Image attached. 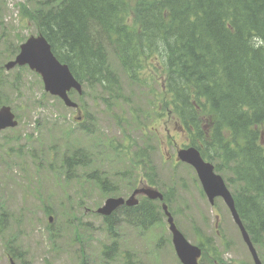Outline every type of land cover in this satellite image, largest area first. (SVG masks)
I'll list each match as a JSON object with an SVG mask.
<instances>
[{"label":"rangeland","instance_id":"374dc122","mask_svg":"<svg viewBox=\"0 0 264 264\" xmlns=\"http://www.w3.org/2000/svg\"><path fill=\"white\" fill-rule=\"evenodd\" d=\"M25 1L0 0V64H6L12 57L7 51L15 47L17 41L36 35L20 12ZM110 58L123 85L121 109L107 110L100 100L92 99L95 91L81 99L74 93L71 99L79 104L80 111L70 109L46 93L41 78L28 68L15 67L0 74V78L7 82L2 90L3 97L9 101L19 121L17 128L0 132V143L7 140V145L0 148V160L11 166L0 167V204L4 207L0 211V215L4 213L0 219V264H8L10 250L20 264H182L165 216L144 231L137 226L129 227L117 217L118 242L114 244L115 239L105 230L101 214L96 213L107 205L105 200L109 197L132 204L134 199L128 197L137 185H126L140 181L132 176L143 175L147 167L159 169L161 180L165 182L161 190L168 187L175 190L177 199L168 206V211L173 208L174 223L191 244H205L202 264H253L223 201L217 198L211 205L194 170L184 164L172 166L171 157L183 146L178 145H189V142L184 140L180 122L171 111H164L161 117L155 113L157 105L166 100L160 76L147 70L144 74L149 80L147 84H132L118 68L114 56ZM151 63L156 65L154 60ZM17 79L20 86L11 87ZM90 121L95 124L87 127L95 129L97 137L106 136L105 141L94 143L92 135L81 130ZM132 126L135 132L131 133L129 128ZM123 127L129 129V134H121ZM139 130L144 134L142 138ZM66 132H69L68 136L64 135ZM167 135L178 141L164 142ZM10 139L16 141L10 142ZM24 140L26 145H23ZM21 145L24 149L22 155L18 150ZM43 145L60 150L52 156V167L47 164L38 167ZM132 145L139 148L151 146L149 157L153 166L133 165L123 160V153L113 151L120 147L135 151L136 147L131 148ZM67 146H70L69 150L65 149ZM78 148L83 151L86 162L83 169L73 170L69 180L65 177V170L60 169V161L65 154ZM9 149L13 150L12 153ZM6 150L7 155L4 154ZM124 166L130 171L125 178L121 175ZM33 170H38L37 175L32 174ZM221 174L228 177L225 172ZM103 182L107 186L114 185L113 190L101 189ZM229 188L234 192L232 186ZM152 206L161 208V202L155 201ZM67 210L72 213L67 214ZM69 218L74 219L71 232L68 224H63ZM73 232L79 234L80 240L73 239ZM73 240L75 248L72 247ZM133 242L136 246L132 249L123 246ZM110 244L120 245L115 253L119 258L98 262L101 251ZM256 251L264 264V248L258 246Z\"/></svg>","mask_w":264,"mask_h":264},{"label":"trees","instance_id":"16d2710c","mask_svg":"<svg viewBox=\"0 0 264 264\" xmlns=\"http://www.w3.org/2000/svg\"><path fill=\"white\" fill-rule=\"evenodd\" d=\"M21 13L81 84L78 99L95 91L93 100L121 109L123 85L111 55L132 84H147V70L157 73L166 100L155 113L177 117L188 135L184 148L195 147L232 186L252 243L264 248V0H26ZM6 83L0 78V105H11L3 97ZM19 86L18 79L11 83ZM132 146L137 150L113 151L133 165L153 166L151 146ZM44 162L53 166L49 157ZM85 162L77 150L62 157L60 169L70 180ZM148 171L140 179L160 187L155 167ZM113 188L101 184L106 192ZM164 195L173 204V192ZM150 202L122 217L132 221L133 212L141 226L158 222L162 210ZM117 217L106 219L112 233Z\"/></svg>","mask_w":264,"mask_h":264},{"label":"water","instance_id":"95a60500","mask_svg":"<svg viewBox=\"0 0 264 264\" xmlns=\"http://www.w3.org/2000/svg\"><path fill=\"white\" fill-rule=\"evenodd\" d=\"M26 65L41 76L45 91L51 95L59 97L66 107H76V104L69 98L68 92L71 89H74L78 92V94H81V86L74 79L68 67L61 64L54 57L51 52L50 45L43 36L39 35L38 37H30L20 46L19 54L16 56L14 61H11L6 65V68L9 70L15 66ZM16 124L17 122L14 120V115L12 114L10 107H0V130L8 127H15ZM178 158L180 161L189 164L195 170L203 191L210 203H213L214 199L217 197L223 199L235 224L240 230L241 236L247 245L250 254L253 257L254 264H262L258 259L255 248L242 225L234 206L233 197L226 188L222 177L214 172V167L210 163L205 162L200 156L198 150L194 148L179 151ZM141 192L145 193L149 198L162 199V195L155 190H142ZM106 201L107 205L98 209V213L102 215H109L118 205L123 203L122 200L114 201L108 199ZM130 201L131 199L127 203ZM164 209L166 215L168 216L170 230L173 233L172 241L180 262L182 264H197V259L201 255L200 250L198 247L186 242L184 237L175 228L172 218L167 212L165 206ZM10 264H15L12 259H10Z\"/></svg>","mask_w":264,"mask_h":264},{"label":"flooded vegetation","instance_id":"af4514ba","mask_svg":"<svg viewBox=\"0 0 264 264\" xmlns=\"http://www.w3.org/2000/svg\"><path fill=\"white\" fill-rule=\"evenodd\" d=\"M142 198H143V197H139V198H138L139 203H138V205L135 206V207H128V206H123V207H121L120 210H119L120 213H124L125 211L129 212L130 209H134V208H136V207H138V206H141V207H142V203L146 201L145 199H143L142 201H140ZM150 207H151V205H150ZM131 213H132V215L134 214L133 212H131ZM72 246H74V245H72ZM8 254H9V255H7V256H8V257H7V262H8V264H10V257L12 256L13 253H12V251L10 250V251H8ZM13 260H14V263H15V264H20V263H19V259H18V257H15V259H13Z\"/></svg>","mask_w":264,"mask_h":264},{"label":"bare ground","instance_id":"6f19581e","mask_svg":"<svg viewBox=\"0 0 264 264\" xmlns=\"http://www.w3.org/2000/svg\"><path fill=\"white\" fill-rule=\"evenodd\" d=\"M180 234H181V232L180 231H178Z\"/></svg>","mask_w":264,"mask_h":264}]
</instances>
